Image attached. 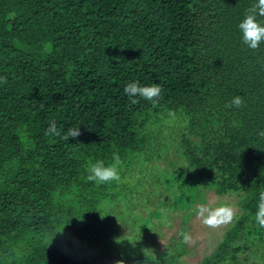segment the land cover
<instances>
[{
  "label": "trees",
  "instance_id": "obj_1",
  "mask_svg": "<svg viewBox=\"0 0 264 264\" xmlns=\"http://www.w3.org/2000/svg\"><path fill=\"white\" fill-rule=\"evenodd\" d=\"M255 3L0 0V264H264L255 219L264 191V41L249 48L237 27ZM132 80L158 83L155 102H133L123 92ZM235 95L239 107L228 104ZM172 115L186 125L170 174L160 171L171 210H188L186 225L208 190L234 195L240 210L198 263L180 259L184 225L166 250L144 252L152 239L129 236L113 245L128 223L123 212L115 226L105 217L115 181L87 179L89 161L114 156L124 175L145 171L159 153L146 124ZM52 121L58 135L46 133ZM70 127L80 132L66 139Z\"/></svg>",
  "mask_w": 264,
  "mask_h": 264
},
{
  "label": "rangeland",
  "instance_id": "obj_2",
  "mask_svg": "<svg viewBox=\"0 0 264 264\" xmlns=\"http://www.w3.org/2000/svg\"><path fill=\"white\" fill-rule=\"evenodd\" d=\"M185 125L186 122L182 117L173 115L161 116L159 119L149 121L146 124L147 136L152 137L151 143L159 153L149 164H144L143 169L145 171L142 170L143 172L136 170L129 177V174L124 175V169L119 170V179L114 180L115 185L109 190L110 197H107L102 204L108 224L115 226V224L124 221L122 212L125 220L128 221V223L120 225L118 233L113 235L111 240L114 241L113 245L123 246L124 239L129 236L140 241L142 239L145 242L152 239L150 245L141 243L145 246L144 252L156 248L166 250L169 244L173 243V247L176 245V239L184 225L187 234L186 253L180 259L187 263H198L211 252L217 242L222 240L225 230L232 223L236 213L240 214L234 195L217 196L212 190L205 191L204 202L196 201L194 203L191 208L193 213L186 220V225L183 218L188 210H171L172 206L165 198L166 196L172 198L174 195L167 193L160 171L167 170L170 174V166L167 163L176 159L181 152L177 142L180 144V135ZM145 166H150L152 169L149 170ZM143 190L147 193L142 192ZM225 205L232 209L233 214L230 221L213 224L204 223V218L208 217L209 210L218 209ZM153 212L158 213L159 216H155ZM145 217L148 218L144 220L148 226L147 235L139 231ZM152 228L155 229L150 231L149 229ZM135 244L131 243L129 246ZM83 247H85L84 244L78 245L80 250ZM62 249L60 248V250ZM179 250L180 245L178 244L172 249V252Z\"/></svg>",
  "mask_w": 264,
  "mask_h": 264
},
{
  "label": "clouds",
  "instance_id": "obj_3",
  "mask_svg": "<svg viewBox=\"0 0 264 264\" xmlns=\"http://www.w3.org/2000/svg\"><path fill=\"white\" fill-rule=\"evenodd\" d=\"M257 17H264V0H256L253 10L247 12L237 25L240 30V39L249 48H256L260 42L264 41V19H258ZM123 92L133 102H136L138 98L155 102L153 98L160 95L161 86L158 83L140 84L138 80H132L124 86ZM241 103L242 97L240 95L233 96L228 102L230 106L235 107H239ZM79 132V127H70L64 134V138L77 137ZM46 133L51 135L59 134L54 121L49 122ZM259 135H264V130H261ZM119 163L118 156H114L112 162L107 164L99 159L94 162L89 161L86 168L88 172L87 179L97 184L117 180L120 175ZM232 214L230 206H221L218 209L209 210V215L204 218V223L228 222L232 219ZM255 219L261 226H264V191L259 193ZM184 238L187 239V236L185 235Z\"/></svg>",
  "mask_w": 264,
  "mask_h": 264
}]
</instances>
